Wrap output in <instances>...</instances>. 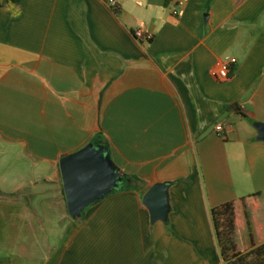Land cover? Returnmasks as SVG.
<instances>
[{
	"label": "crops",
	"instance_id": "crops-1",
	"mask_svg": "<svg viewBox=\"0 0 264 264\" xmlns=\"http://www.w3.org/2000/svg\"><path fill=\"white\" fill-rule=\"evenodd\" d=\"M117 1L0 0V264H225L210 208L254 193L239 250L264 239V0ZM90 144L133 188L72 217L59 162Z\"/></svg>",
	"mask_w": 264,
	"mask_h": 264
},
{
	"label": "water",
	"instance_id": "water-1",
	"mask_svg": "<svg viewBox=\"0 0 264 264\" xmlns=\"http://www.w3.org/2000/svg\"><path fill=\"white\" fill-rule=\"evenodd\" d=\"M264 140V124L256 125ZM59 169L68 213L79 216L88 206L115 192L123 183L122 174L111 164L104 145L90 144L60 159ZM167 183L152 185L142 197L151 220L166 221L169 211Z\"/></svg>",
	"mask_w": 264,
	"mask_h": 264
},
{
	"label": "trees",
	"instance_id": "trees-1",
	"mask_svg": "<svg viewBox=\"0 0 264 264\" xmlns=\"http://www.w3.org/2000/svg\"><path fill=\"white\" fill-rule=\"evenodd\" d=\"M18 1L19 0H5V3H14ZM210 1L211 0H208V2ZM5 3H1L0 6ZM114 12L116 13L117 10ZM234 69L232 70L231 75L233 74ZM94 142L100 143L102 142V138L97 136L94 138ZM130 180L135 182L140 179L134 177ZM131 188H133L132 185L130 186L125 183L115 192ZM3 195H5V193L0 191V196ZM258 198L259 193H254L210 208V217L219 250V256L225 264H264V239L259 240L256 243L252 242L251 247L245 251L239 250L237 240V234L241 228L243 218L248 213L253 216L257 214L256 201Z\"/></svg>",
	"mask_w": 264,
	"mask_h": 264
},
{
	"label": "built area",
	"instance_id": "built-area-1",
	"mask_svg": "<svg viewBox=\"0 0 264 264\" xmlns=\"http://www.w3.org/2000/svg\"><path fill=\"white\" fill-rule=\"evenodd\" d=\"M181 0H175V12H179ZM106 5L113 11L118 8L117 0H105ZM133 36L136 41L149 43L152 41L154 34L151 31L145 30L143 28H137L133 31ZM237 65V59L234 57H226L219 64L215 65L211 70L212 77L217 81H226L231 77L232 70ZM224 127L222 124H217L215 126V131L222 134L224 132Z\"/></svg>",
	"mask_w": 264,
	"mask_h": 264
},
{
	"label": "rangeland",
	"instance_id": "rangeland-1",
	"mask_svg": "<svg viewBox=\"0 0 264 264\" xmlns=\"http://www.w3.org/2000/svg\"><path fill=\"white\" fill-rule=\"evenodd\" d=\"M64 198H65V196H64ZM261 208H262V206H260V208H258V206H257V212L260 211ZM250 211H251V210H250Z\"/></svg>",
	"mask_w": 264,
	"mask_h": 264
}]
</instances>
